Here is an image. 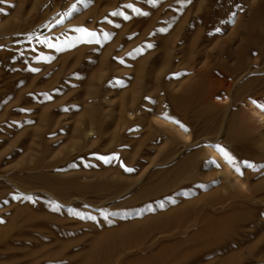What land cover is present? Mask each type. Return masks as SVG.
Wrapping results in <instances>:
<instances>
[{"label": "rangeland", "instance_id": "rangeland-1", "mask_svg": "<svg viewBox=\"0 0 264 264\" xmlns=\"http://www.w3.org/2000/svg\"><path fill=\"white\" fill-rule=\"evenodd\" d=\"M0 7V231L11 256H0L3 264H264V124L249 103L264 100V0H6ZM81 27L95 38L81 42L74 31ZM215 74L231 81L219 98L209 94L219 88ZM200 106L214 107L213 116L237 114L228 144L210 133V142L191 145L194 129L206 125ZM199 146L198 173L163 191L145 188L160 179L149 172ZM170 148L179 152L159 163ZM25 167L67 178L56 186L69 190L66 198ZM67 180L79 183L75 192Z\"/></svg>", "mask_w": 264, "mask_h": 264}, {"label": "bare ground", "instance_id": "bare-ground-1", "mask_svg": "<svg viewBox=\"0 0 264 264\" xmlns=\"http://www.w3.org/2000/svg\"><path fill=\"white\" fill-rule=\"evenodd\" d=\"M1 8V7H0ZM246 10V9H245ZM215 76L217 77H215V80H217V81H219L218 82V85H219V88H216L215 86H213V88H211L210 89V91H209V94L212 96L213 95V98H214V96H216L217 97V94H218V91H219V89L220 90H222V91H224V93L225 92H229L230 91V86H231V81H229V80H226V79H224V78H222L221 77V75L219 76L218 74H215ZM230 79V78H229ZM257 79L258 78H256V79H251V81L253 82H255V80L257 81ZM184 80H182V82H183ZM249 81V80H248ZM176 83V82H175ZM249 83V82H248ZM248 83H247V85H248ZM171 85V84H170ZM174 85V84H173ZM172 85V86H173ZM185 85V84H184ZM246 85V86H247ZM179 86V85H178ZM245 86V87H246ZM181 88V87H180ZM162 90V89H161ZM182 90V89H181ZM208 90V89H207ZM250 90V89H249ZM245 91V90H244ZM163 92V91H162ZM174 92V91H173ZM250 92V91H249ZM161 93V92H160ZM206 93V92H205ZM175 94V93H174ZM163 95V94H162ZM206 95V94H205ZM208 95V94H207ZM206 95V96H207ZM210 97V96H209ZM216 97H215V99H216ZM202 98V97H201ZM207 98V97H206ZM217 98H219V96L217 97ZM234 99V98H233ZM204 100H205V97H204ZM208 100V99H207ZM261 100V101H260ZM260 100H257L259 103L261 102V103H264V100H262V99H260ZM202 101V100H201ZM211 101V100H210ZM214 101V100H213ZM216 101V100H215ZM255 102V101H251V102H249L250 104H251V108H252V110H253V112L254 113H257V115H258V117L260 118V121H261V124H260V126L262 125V124H264V110H261V108L260 107H258V102ZM209 102V101H208ZM232 102H234V101H232ZM202 103V102H201ZM210 103V102H209ZM213 103V102H212ZM191 105V104H190ZM202 105H204V103L202 104ZM213 106L215 105V104H212ZM220 106H222V105H220ZM242 106V105H241ZM200 107H202V106H200ZM204 110H207L208 109V111L207 112H205L204 111V113H207L206 114V118L205 119H203L204 121V123L206 124H204L205 126L202 128V127H200L199 126V129H194V136H193V138H194V140H192V143H191V145H194V146H196V145H198V143L200 142V140L203 138L206 142H210L211 140H209V137L208 136H211V134L210 133H216L217 135H219L220 133L221 134H223V136H224V141H225V144H228V138H233L234 136H233V134H234V130L236 129V124L238 123L237 121H236V119H235V112H232V113H230L229 115H227L226 114V111L223 113V114H220V112H218V114L215 116H213L211 113H213V110H214V107H206L205 106V108H207V109H205L204 108V106L202 107ZM201 108V109H202ZM189 109V108H188ZM193 109V108H192ZM196 110H197V108H195ZM228 109V108H227ZM195 110V112H197V114H194L195 112H193L191 115H192V117L194 116V119H193V121L194 120H196V119H198V118H201V113H199V111L197 110L196 111ZM246 110H247V108H246ZM249 110V109H248ZM215 111V110H214ZM222 112V111H221ZM248 112V111H247ZM253 112H252V115H253ZM17 113V112H16ZM199 113V114H198ZM235 113V114H234ZM240 113V112H239ZM248 114V113H247ZM237 115V114H236ZM249 115H251V114H249ZM191 117V116H190ZM192 117H191V119H192ZM253 117V116H252ZM251 117H249L248 119H250ZM199 120V119H198ZM251 120V119H250ZM200 121V120H199ZM93 122V121H92ZM237 122V123H236ZM247 122V121H246ZM189 123V122H188ZM197 123V122H196ZM201 122H199L198 123V125L200 124ZM197 124H195V126H196ZM254 126H255V124H254ZM258 127V126H257ZM190 128H194L193 126H191ZM243 128V127H242ZM85 129V128H84ZM86 129H87V127H86ZM93 128H89L88 129V132L90 133V135H91V130H92ZM248 129L249 128H245L244 130L245 131H248ZM255 129V128H254ZM239 130V129H238ZM251 130V129H250ZM86 131V130H85ZM253 131V130H252ZM237 132V131H236ZM86 133H87V131H86ZM85 135V134H84ZM89 136V135H88ZM202 137V138H201ZM112 138H113V136H112ZM201 138V139H200ZM257 139H259V138H257ZM98 140V139H97ZM203 141V140H202ZM204 141V142H205ZM223 141V142H224ZM227 141V142H226ZM230 141V140H229ZM235 141V140H234ZM214 143V142H213ZM196 144V145H195ZM95 145V144H94ZM93 145V146H94ZM231 145V144H230ZM93 146H91V147H93ZM190 146V145H189ZM207 146V145H206ZM179 147V146H178ZM192 147V146H191ZM210 148V147H209ZM180 150V149H179ZM185 150V149H184ZM178 150L175 148V149H173V148H170V149H166L164 152H163V155H162V158L160 159V158H158V159H160L158 162L160 163V162H164V161H166V160H170V159H174V157L176 156V152H177ZM187 151V150H186ZM208 151H210V150H208ZM120 152V151H119ZM179 152V151H178ZM181 152V151H180ZM203 152H204V150L199 146L198 148H196V149H189L184 155H182L183 157L181 158V159H176L177 161L175 162V163H173V164H171V166H169V167H167L166 169H157V170H154V171H151V172H149L150 174H149V176L148 175H146V176H148V178H150V179H152V177L153 178H156V177H159L160 179L158 180V182H156L155 184H153V182H152V184L153 185H148V186H146L145 188L146 189H149V187H151L150 189L152 190V189H154V190H156V191H163L165 188H167L168 186H172V185H175V183L178 181V180H180V179H183V178H186V175H190V173H194V171L196 172V170H197V173L199 172L198 171V168H200L201 166L203 167V160L201 161V157L200 158H198V156L199 155H201V154H203ZM211 153H215V149L214 150H211L210 151ZM182 153V152H181ZM206 153V152H205ZM161 154V153H160ZM263 154V153H262ZM121 155H122V153H121ZM152 155V154H151ZM150 155V156H151ZM181 155V154H180ZM205 155H207V154H205ZM159 156V155H158ZM157 156V157H158ZM177 156H179L178 154H177ZM115 157V156H114ZM117 157V156H116ZM155 156H153V158H154ZM153 158H151V159H149L148 160V164H151L152 162H153ZM200 159V160H199ZM224 163V162H223ZM147 164V163H146ZM227 166V165H226ZM24 167V166H23ZM211 167V166H210ZM210 167H208V168H210ZM25 169H26V171H28L29 172V177H33V178H35L34 179V181H35V183L36 182H38V181H40V182H42V185L44 186V188L46 189V190H49L50 192H52V193H54V194H56V196L55 197H57V195H59V196H63L64 194H65V191L66 192H68L66 189H60V190H58L59 189V187H56L57 185H60V184H65V183H63L64 182V180H66L67 178H65V179H63V178H60V177H58L57 176V178L56 179H54V180H52V179H50V178H48L46 175H44V174H41V173H37L38 175H33V174H31L30 172V170H32V167H25ZM207 169V168H206ZM42 170V169H41ZM49 170V169H48ZM200 170V169H199ZM222 170V169H221ZM206 171V170H205ZM5 172V171H4ZM232 172H234V170L232 171ZM34 173V172H33ZM47 173V172H46ZM45 173V174H46ZM99 173V172H98ZM28 174V173H27ZM97 174V173H96ZM96 174H94V175H96ZM191 174V175H192ZM206 174V173H205ZM2 175V174H1ZM90 175V174H89ZM88 175V176H89ZM122 175V174H121ZM195 175V174H194ZM193 175V176H194ZM237 175V174H236ZM15 177H16V175H14ZM52 176V175H51ZM50 176V177H51ZM61 176V175H60ZM113 176V175H112ZM161 176V177H160ZM75 177V176H74ZM71 177H69V179H70ZM97 178V177H96ZM114 178H115V176H114ZM190 178V177H189ZM1 179H2V177H1ZM39 179V180H38ZM73 179V177L70 179V180H72ZM76 179H77V177H76ZM76 179H74V180H76ZM69 180V181H70ZM114 180V179H113ZM31 181H32V179L31 180H29V182H30V184H31ZM124 181V180H123ZM141 181V180H140ZM65 182H67L68 183V185H69V182H68V180L67 181H65ZM96 182V181H95ZM126 182V181H125ZM150 182V181H149ZM72 183H74V181L72 182ZM105 185H107V182L105 181ZM126 183H128V185H129V182H126ZM131 183H132V181H131ZM178 183V182H177ZM216 183V182H215ZM27 184V183H26ZM32 184H34V183H32ZM39 184V183H38ZM37 184V185H38ZM89 184H91V183H89ZM92 184H95L94 182L92 183ZM92 184H91V186H92ZM76 185H79V183L78 184H76ZM76 185H74V184H72V186L71 185H69V189L71 188V190L73 191L74 189H76L74 186H76ZM97 185V184H96ZM122 185V184H121ZM127 185V184H126ZM128 185H127V187H128ZM243 185V184H242ZM1 186V185H0ZM32 186V185H31ZM35 186V185H34ZM43 186H42V188H43ZM65 186V185H64ZM63 186V187H64ZM81 186V185H80ZM78 187V188H81V187ZM90 186V185H89ZM90 186V187H91ZM101 186V185H100ZM111 186V185H110ZM123 186V185H122ZM125 186V185H124ZM84 187H85V189H84ZM84 187H83V189H84V191L86 190V185L84 184ZM89 187V188H90ZM98 187V186H97ZM142 187H144V186H142ZM141 187V188H142ZM175 187V186H174ZM5 188V187H4ZM15 188H17V187H15ZM92 188V187H91ZM93 188H95V187H93ZM98 188H101V187H98ZM121 188V187H120ZM124 188H126V187H124ZM144 188V189H145ZM145 189V190H146ZM202 189V188H201ZM78 190V189H77ZM102 190V189H101ZM124 190V189H123ZM4 191H6V190H4ZM39 191V190H38ZM76 190H74L73 192H75ZM80 191H81V189H80ZM80 191H77L80 195H81V193H82V191H81V193H80ZM127 191V190H126ZM86 192V191H85ZM142 192V191H141ZM144 192V191H143ZM145 192H147V191H145ZM181 192V191H180ZM70 193V192H69ZM69 193H68V195H69ZM78 193H76V194H78ZM26 194V193H25ZM71 194V193H70ZM73 194H75V193H73ZM158 194V193H157ZM202 194V193H201ZM85 195V194H84ZM136 195V194H135ZM65 196H67V193L63 196V197H65ZM8 197V196H7ZM81 197V196H80ZM58 198V197H57ZM66 198V197H65ZM79 199H81V198H79ZM85 200V199H84ZM95 200V199H94ZM57 201V200H56ZM13 202H15V201H13ZM79 202H81V200L79 201ZM85 202V201H84ZM206 202V201H205ZM211 202V201H210ZM85 204H86V202H85ZM94 204V203H93ZM11 205H12V202H11ZM92 205V204H91ZM150 205V204H149ZM47 216V215H46ZM41 217H42V215H41ZM46 219V218H45ZM123 224V223H122ZM50 234H51V232H50ZM5 233L4 232H1L0 231V256L1 257H11L10 256V254L9 253H7V252H10V251H4V249L2 248L4 245H5V243H6V240H5ZM55 237V236H54ZM63 243V242H62ZM6 244H8V243H6ZM13 246V245H12ZM10 248V247H9ZM13 248V247H12ZM93 250V249H92ZM91 252V251H90ZM89 252V253H90ZM16 254V253H15ZM20 254V253H19ZM21 255V254H20ZM22 256V255H21ZM20 256V257H21ZM12 258H14L15 259V257L13 256ZM12 258H11V260H12ZM4 260V261H3ZM11 260H6L7 262H10ZM16 260V259H15ZM14 260V261H15ZM0 262H2L1 264H3V263H5V259H2V261H0ZM12 263V262H11ZM15 263H16V261H15ZM8 264V263H7ZM10 264V263H9ZM18 264V263H17Z\"/></svg>", "mask_w": 264, "mask_h": 264}, {"label": "snow or ice", "instance_id": "snow-or-ice-1", "mask_svg": "<svg viewBox=\"0 0 264 264\" xmlns=\"http://www.w3.org/2000/svg\"><path fill=\"white\" fill-rule=\"evenodd\" d=\"M4 2H6V0H0V3H4ZM148 2L151 3V4H155V3H156V0H148ZM126 7L131 8L132 5H127ZM75 11H77V9H76L75 6H73V8H72V12H75ZM134 11L139 12L138 9H134ZM140 14L147 15V13H140ZM70 15H71V12H69V13H65V14H64V16H70ZM112 15H121V13L113 12ZM124 18H125V19H128L129 17H128V16H124ZM63 23H64V17H61V18L55 20V24H63ZM74 31H77V32H79V33L81 34V35H80V40H81V42H90V40H91V39H94L95 36H96V33H95V32L90 31V30H88L87 28H82V27H81V28L74 29ZM217 31H219V29H217ZM104 38H105V39H108V38H109V37H108V34H105V37H104ZM37 42H38V43H41V44H44V45H46V46L49 47V48H54V47H56V45L53 44V43L50 41V39L47 38V37H46L44 40H40L39 37H37ZM147 47L151 48L152 45L149 44V45H147ZM139 51H142V49L139 50ZM32 71H38V70H37V69H32ZM49 98H50V97H49ZM258 107H260L261 110H264V104H259ZM214 147H215L220 153H222V154L225 156L226 159H228L229 163H233L232 158L229 156V154L227 153V151H226L224 148H222V147L219 146V145H214ZM99 158L102 159V160H104L105 163H108V162H110V159L118 158V157H111V158H109V157H99ZM122 166H123V165H122ZM237 170H238V169H237ZM125 171H127V172H133L134 169L125 167ZM161 207H163V205H161Z\"/></svg>", "mask_w": 264, "mask_h": 264}]
</instances>
